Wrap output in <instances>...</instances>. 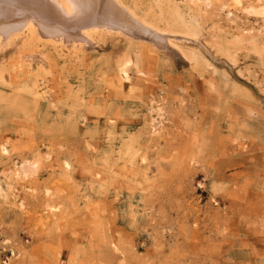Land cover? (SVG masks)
I'll use <instances>...</instances> for the list:
<instances>
[{"label":"rangeland","instance_id":"obj_1","mask_svg":"<svg viewBox=\"0 0 264 264\" xmlns=\"http://www.w3.org/2000/svg\"><path fill=\"white\" fill-rule=\"evenodd\" d=\"M117 3L0 46V264H264V0Z\"/></svg>","mask_w":264,"mask_h":264},{"label":"bare ground","instance_id":"obj_2","mask_svg":"<svg viewBox=\"0 0 264 264\" xmlns=\"http://www.w3.org/2000/svg\"><path fill=\"white\" fill-rule=\"evenodd\" d=\"M133 24V17L117 0H0V46L25 31L32 38L74 47L94 43L92 34L97 32H120L141 41L126 30ZM151 40L160 49L170 44L155 34ZM121 75L124 81L129 79L126 68ZM2 151L8 153L5 147ZM34 168L35 165L24 163L20 173L26 176Z\"/></svg>","mask_w":264,"mask_h":264},{"label":"crops","instance_id":"obj_3","mask_svg":"<svg viewBox=\"0 0 264 264\" xmlns=\"http://www.w3.org/2000/svg\"><path fill=\"white\" fill-rule=\"evenodd\" d=\"M36 171H37L36 168H34L33 171L29 172V173L27 174L28 176H27V175H26V176L29 177V176H31V175H34ZM21 176H23V175H21ZM24 176H25V175H24ZM26 176H25V177H26ZM27 177H26V178H27ZM28 242H29V241H28ZM33 249H34V248L31 247V248L28 250L27 253H22L21 256H25V254H28L30 257L34 258V256H35L36 253L34 252ZM17 252H18L17 254H19V256H20L19 251H17ZM12 255H13V256L15 255V253H14L13 251H12ZM38 255H39V256H38L39 258H46V256H45L44 253H43V254L38 253Z\"/></svg>","mask_w":264,"mask_h":264},{"label":"built area","instance_id":"obj_4","mask_svg":"<svg viewBox=\"0 0 264 264\" xmlns=\"http://www.w3.org/2000/svg\"><path fill=\"white\" fill-rule=\"evenodd\" d=\"M6 263V262H5Z\"/></svg>","mask_w":264,"mask_h":264}]
</instances>
